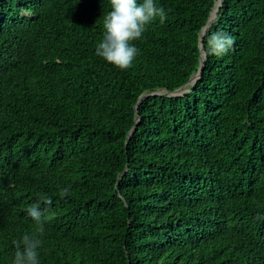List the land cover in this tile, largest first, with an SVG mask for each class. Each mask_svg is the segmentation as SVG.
<instances>
[{
  "label": "trees",
  "instance_id": "1",
  "mask_svg": "<svg viewBox=\"0 0 264 264\" xmlns=\"http://www.w3.org/2000/svg\"><path fill=\"white\" fill-rule=\"evenodd\" d=\"M216 1L155 0L121 70L95 54L110 0H0V264L39 194V264H264V0H223L232 48L139 102L189 80Z\"/></svg>",
  "mask_w": 264,
  "mask_h": 264
},
{
  "label": "clouds",
  "instance_id": "2",
  "mask_svg": "<svg viewBox=\"0 0 264 264\" xmlns=\"http://www.w3.org/2000/svg\"><path fill=\"white\" fill-rule=\"evenodd\" d=\"M111 11L103 16V39L98 43L95 54L106 62L120 68L127 69L139 54V49L132 41L139 40L147 30L148 25L156 18L163 24L166 20V12L163 7H158L155 0H110ZM202 37L206 39L207 47L203 49L205 57L225 55L235 43L234 38L222 31L210 32L205 29ZM60 197L69 195V188H62ZM51 206L52 199L47 195L39 194L36 203L26 208L28 217L36 224L34 234L25 233L21 238L14 240L15 254L12 264H39V251L44 234V224L49 217L45 215Z\"/></svg>",
  "mask_w": 264,
  "mask_h": 264
},
{
  "label": "water",
  "instance_id": "3",
  "mask_svg": "<svg viewBox=\"0 0 264 264\" xmlns=\"http://www.w3.org/2000/svg\"><path fill=\"white\" fill-rule=\"evenodd\" d=\"M218 1H219V6L215 9V6H216V2H215V6H214V8L212 9V11L210 13V16L208 18V21H207V23L204 25V27L201 30L200 41H199V45L201 47V50H200V59H199V63L197 65V68L193 71V73H192L191 77L189 78V80L185 84H183L182 86L178 87L175 90L158 89L156 91H152V92L145 93V94L142 95V97L140 98V101L139 102H141L143 99H145V98H147L148 96H151V95H158V94H162V95H182V94H184V92L186 90H188V89L185 90V87L190 83V81L192 80V78L194 77V75H195V73L197 71L199 72V75H198L197 79L195 80V82L200 79V77L203 75L204 66H205L206 58H207V57H205L202 54L203 53V49L205 48L204 43H203L204 38L202 37V32H203V30H204V28L206 26H207V29L210 28L211 27V24L217 19L218 15H219V11L221 9V6L223 4V0H218ZM202 58H204L203 65L200 67V69H198L199 68V65L201 63ZM190 89L188 91H190ZM137 107H138V105H137ZM139 118L140 117L137 116V122H139ZM135 128H136V125L131 130L130 136L132 135V133L135 130Z\"/></svg>",
  "mask_w": 264,
  "mask_h": 264
},
{
  "label": "bare ground",
  "instance_id": "4",
  "mask_svg": "<svg viewBox=\"0 0 264 264\" xmlns=\"http://www.w3.org/2000/svg\"><path fill=\"white\" fill-rule=\"evenodd\" d=\"M218 6H219V1L217 0V1H216L215 9H216ZM205 29H207V26L204 28V30H205ZM203 62H204V58H202V60H201L200 67L203 65ZM200 67H199V69H200ZM198 75H199V72L197 71V72L195 73L194 77L192 78V80L190 81V83L185 87V90L188 89V87H191L190 85H192V84L195 82V80L197 79Z\"/></svg>",
  "mask_w": 264,
  "mask_h": 264
},
{
  "label": "rangeland",
  "instance_id": "5",
  "mask_svg": "<svg viewBox=\"0 0 264 264\" xmlns=\"http://www.w3.org/2000/svg\"><path fill=\"white\" fill-rule=\"evenodd\" d=\"M191 87L188 88V90L190 89ZM188 90H186L184 93L188 92Z\"/></svg>",
  "mask_w": 264,
  "mask_h": 264
}]
</instances>
